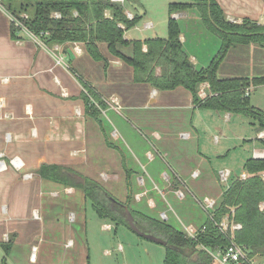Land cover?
Segmentation results:
<instances>
[{"label": "crops", "instance_id": "crops-1", "mask_svg": "<svg viewBox=\"0 0 264 264\" xmlns=\"http://www.w3.org/2000/svg\"><path fill=\"white\" fill-rule=\"evenodd\" d=\"M216 1L229 21L240 22L248 18L264 23V0ZM144 13L141 10L140 14ZM126 14L134 15L127 11ZM176 19H184L187 34L182 31L180 39L186 45L197 17L191 13H179ZM13 22V17L0 3V153L6 161L18 156L24 163L20 170L9 165L0 172V239L6 240L10 236L12 240L8 263L98 264L91 255L88 239L84 237L89 226L85 209L88 199L76 184L84 183L86 178L95 180L85 173L96 165L98 170H107L110 176H114L112 179L117 175L119 179L122 170L125 187L129 179L131 191H141L136 181H131L136 173L134 158L124 157L120 165L119 162L113 163L110 154L105 163L100 160V147L105 146L115 152L121 148L108 137L104 113L123 112L127 118L145 127L154 125L152 121L166 122L167 117L168 121L182 123L183 129L176 138H172L165 127L146 130L147 134L162 142L164 154L173 164L169 178L163 176L164 185L169 188L168 185L174 181L176 186L171 188L176 187V192L182 191L180 187L186 185L190 195L219 199L228 185H224L219 172L228 168L219 164L215 167L196 145L200 134L193 118L196 112L201 114L198 110L202 108L193 105L187 89L179 86L158 90L148 83L135 82L131 66L111 55L105 43L99 44V49L106 62L93 59L82 42H68L65 46L59 45V49H56L58 44L48 47L25 27L14 29ZM125 38L138 39L132 37L130 30L126 31ZM187 51L189 59L201 65L203 60L192 50ZM231 51L218 70L220 77L264 75V67H261L264 66L263 46L242 45ZM232 62L237 63V70L232 69ZM84 84L105 102L106 107L97 120L86 112ZM226 117H230V113ZM119 133L126 136V133ZM257 134L259 140L264 131ZM251 157L263 158V147ZM43 165L62 167V172L68 177L61 181L44 177L39 171ZM126 170L130 171L128 178ZM193 172L197 176H193ZM26 173L30 174L29 177L25 176ZM229 173L228 181L233 172ZM243 173L244 170L235 178H240ZM112 196L119 201L126 198V195L119 199ZM140 200H131L132 208L156 217L153 215L156 205L141 204ZM98 219L104 229H117V225L108 220ZM90 222L94 229L97 223L93 218ZM34 246L36 249L32 252Z\"/></svg>", "mask_w": 264, "mask_h": 264}, {"label": "trees", "instance_id": "trees-1", "mask_svg": "<svg viewBox=\"0 0 264 264\" xmlns=\"http://www.w3.org/2000/svg\"><path fill=\"white\" fill-rule=\"evenodd\" d=\"M133 1L0 0V3L13 17L14 29L21 27L16 24L17 21L48 47L82 42L93 59L106 62L99 49V44L105 43L111 55L131 66L135 82L148 83L158 90L183 87L190 92L194 106L243 113L257 122V132L264 131V111L250 105L249 95L244 94L250 86L255 88L264 84V75L251 78H222L218 75L231 49L249 44L264 47V23L248 18L240 22L229 21L216 0H185L169 3L168 10L172 16L168 18L165 38L128 39L125 38L126 31L141 17L139 12L131 18L127 16L125 3ZM55 13L59 16L56 17ZM174 13H191L197 17L193 22L195 26L192 25L193 31L187 36V43L190 42L188 47L180 39L182 31L186 32L184 22L174 18ZM202 28L205 30H200ZM205 31L215 34L220 42L204 66L193 63L187 50L194 51L200 47L201 35ZM203 86L204 97L200 96ZM84 89L86 112L97 120L101 110L106 107L105 102L87 84H84ZM259 140L264 149V136ZM61 168L43 165L39 171L44 177L61 181L68 177ZM244 171L245 178H234L223 189L216 206L202 223L205 230L198 233L195 239L187 237L167 221L134 210L129 179L126 180L127 193L123 201L114 200L110 191L96 180L86 178L84 183L76 185L82 188L101 219L117 226L123 225L134 232L126 220L124 206H127L141 231L165 240L162 264H213L211 256L201 246H224L229 243V237L217 226L223 217L241 225L234 231L235 242L247 246L251 254L264 255V157L248 158L244 162ZM129 175L130 171L126 170V177ZM11 244L9 236L3 244L6 255L10 252ZM5 261L6 256L1 264H5Z\"/></svg>", "mask_w": 264, "mask_h": 264}, {"label": "rangeland", "instance_id": "rangeland-1", "mask_svg": "<svg viewBox=\"0 0 264 264\" xmlns=\"http://www.w3.org/2000/svg\"><path fill=\"white\" fill-rule=\"evenodd\" d=\"M181 1L185 0H134L132 4H136L145 13L143 15L141 14L139 20L129 29L132 37L138 39L153 36L165 38L168 32V18L172 16L169 14L168 5L171 2ZM125 10L132 14L139 12L129 2L125 3ZM177 14L174 13V18H176ZM180 21H184V19H180ZM188 21L190 23L192 22L190 19ZM146 23L149 25L145 26ZM200 30L203 31L205 29L202 28ZM204 33V35H201L202 43L200 47L193 51L200 60H203L201 65L208 64V60L215 53L220 42L215 34L207 31ZM186 45L188 47L190 42L188 41ZM195 60L193 59V61ZM231 67L233 70L238 69L236 62H232ZM248 99L250 105L256 106L264 111V84L255 88L250 86ZM198 112L201 114L199 115L196 112L193 118V124L198 128L200 134L199 142L198 144L196 142V145L200 148L201 153L207 155L208 159L210 158L211 162L216 165L215 167L218 164L225 165L226 167L224 166V168H228L229 171L233 172L229 181L223 182L224 185L229 184L233 178L239 176L244 170V162L257 150L262 148L257 138V122L252 117L246 116L243 113L205 109H199ZM227 113H230V117H226ZM104 114L105 118L103 122L107 125L105 128L108 137L110 141L121 148L115 152L105 146L100 147L98 152L100 160L105 163V159L109 154L114 160L113 163L119 162V165L124 157L126 159L134 158L136 160V173L133 175L131 181L135 180L138 190L141 191L138 193H134V191L130 192L132 202L135 201L139 193L142 194L145 192L142 197L139 195L141 199L140 203H149L150 206L155 204L156 208L154 209L155 212L153 215L160 218L162 212L166 213L168 222L178 229H183L184 225L192 224L197 226L204 222L207 214L199 204L201 199L199 195H190V190L185 185L180 187L185 197L180 198L176 193V187L171 188L176 186L173 180L168 185L169 188L165 187L163 176L169 178L168 175L172 173L171 169L173 164L169 161L170 157L164 154V149L161 147L162 142L146 132V130H160L157 129V126L161 129L165 127L170 131L172 138H176V136L180 135L179 132L182 131L183 128L181 127H183V124L176 120L168 121L169 118L167 117L166 122L152 121L154 125L145 127L144 125H140L139 122L127 118L123 112L121 114H113L112 112ZM206 127L211 131L208 132ZM119 132L126 133V136L124 134L121 136ZM100 140L104 143L102 139ZM204 147L207 148L206 151H204ZM90 149L92 150V148ZM92 154L90 153V155ZM97 167L96 165L90 167L85 174L98 180L97 182H100L102 186L115 197H118V199L123 198L126 195L125 173L122 170L120 172L118 171L119 179L118 175L112 179L111 177L114 176H110L107 170H98ZM85 209L87 216H89V226L84 237L86 240L88 239V245L92 249L91 255L98 264L163 263L165 249L162 244L141 238L123 225H118L117 229L115 227L111 230L104 229L89 200H86ZM146 212L149 213L148 210ZM91 218L97 223L94 229L90 227ZM7 240L4 238L3 240L0 239V264L2 258H5V256V264H12L7 262L8 258L3 245ZM261 258L264 261V255Z\"/></svg>", "mask_w": 264, "mask_h": 264}, {"label": "built area", "instance_id": "built-area-1", "mask_svg": "<svg viewBox=\"0 0 264 264\" xmlns=\"http://www.w3.org/2000/svg\"><path fill=\"white\" fill-rule=\"evenodd\" d=\"M113 1L121 2V3L124 2V0H113ZM55 16L57 17L59 16V14L55 13ZM127 16L129 18L131 17L129 14ZM16 24H18L19 26H22V24H20L17 21H16ZM119 26L123 28V25L121 23H119ZM37 39L39 40V38ZM56 49H59V45L56 46ZM206 85L207 84H204V86ZM204 86L200 90V96L202 97L206 96L203 90ZM249 91H250V88L245 89L244 94L248 96ZM9 165L13 166L17 170H20L23 168L24 163L18 156H12L11 158H9L8 161H6L3 158V153H0V172L5 171ZM229 174L230 173L228 169H224L219 172V176L223 182L228 181ZM29 175L30 174H27V173L25 174L26 177L27 176L29 177ZM192 175L197 176V173L193 172ZM245 177H246V173H243L240 178H245ZM263 178H264V175H263ZM176 193L180 198L182 197L184 198L183 191L179 190ZM139 195H141L142 197L144 195V192L142 194L139 193ZM139 195L136 197L138 200L140 199ZM199 204L201 205V207L204 209V211L206 212L208 216L210 210H212L216 206L217 200L210 196H204V197H201ZM160 215H161L160 217L161 220L166 221L168 219L166 213L162 212ZM217 226L219 230L222 231V233H224L225 235L229 237L230 241L228 244L224 246H219V245H215L213 247H208L204 245L201 246L211 256L213 264H264V261L262 260L261 255L251 254L247 246L237 243L233 240L234 231L240 228L241 226L240 223L231 222L227 217H223L220 220V222L217 224ZM180 230L187 237L195 239L198 233L203 232L205 230V225L201 224V225L194 226L192 224H188V225H184V228ZM35 249L36 247L34 246L32 248V252H34Z\"/></svg>", "mask_w": 264, "mask_h": 264}, {"label": "water", "instance_id": "water-1", "mask_svg": "<svg viewBox=\"0 0 264 264\" xmlns=\"http://www.w3.org/2000/svg\"><path fill=\"white\" fill-rule=\"evenodd\" d=\"M129 4H131V6L137 10H139V13L141 12V9L138 8V6L136 4H132V2H129ZM124 212H125V215H126V220L130 226V228L135 232L137 233L138 235L140 236H143L145 237L146 239L150 240V241H153V242H156V243H159V244H162V245H165L166 242L165 240H163L162 238L160 237H157V236H154L152 234H147L143 231H141L135 224V221H134V217L131 213V211L129 210V208L127 206H124Z\"/></svg>", "mask_w": 264, "mask_h": 264}]
</instances>
